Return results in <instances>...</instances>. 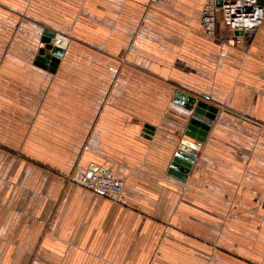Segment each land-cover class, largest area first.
Returning <instances> with one entry per match:
<instances>
[{
	"label": "crops",
	"instance_id": "1",
	"mask_svg": "<svg viewBox=\"0 0 264 264\" xmlns=\"http://www.w3.org/2000/svg\"><path fill=\"white\" fill-rule=\"evenodd\" d=\"M205 2L0 0V264H264V23L230 45ZM179 89L218 107L186 179Z\"/></svg>",
	"mask_w": 264,
	"mask_h": 264
},
{
	"label": "built area",
	"instance_id": "2",
	"mask_svg": "<svg viewBox=\"0 0 264 264\" xmlns=\"http://www.w3.org/2000/svg\"><path fill=\"white\" fill-rule=\"evenodd\" d=\"M156 1V0H153ZM264 23V4L259 0H206L202 25L209 36H217L222 29L227 33L223 39L233 46L249 49L247 33L257 30ZM242 31L237 34L236 31ZM80 182L88 189L101 195L121 198L125 195V180L108 171H94L91 175L85 174Z\"/></svg>",
	"mask_w": 264,
	"mask_h": 264
},
{
	"label": "water",
	"instance_id": "3",
	"mask_svg": "<svg viewBox=\"0 0 264 264\" xmlns=\"http://www.w3.org/2000/svg\"><path fill=\"white\" fill-rule=\"evenodd\" d=\"M221 1L217 0L218 3H221ZM259 2L264 4V0H259ZM236 33L241 34L242 31L238 30ZM42 41L44 45L39 50L36 63L42 67L54 70L65 51L68 38L46 29ZM174 101L190 112L185 135L194 139L195 143L187 139L183 140L171 161L169 172L181 179H186L196 160L197 149L205 140L218 107L204 98H198L196 95L181 89L176 91ZM144 131L146 136H151L154 126L145 124ZM95 168H91L88 175H91Z\"/></svg>",
	"mask_w": 264,
	"mask_h": 264
}]
</instances>
